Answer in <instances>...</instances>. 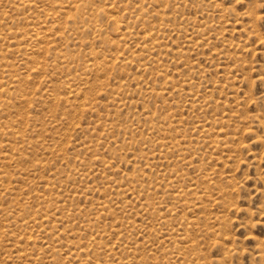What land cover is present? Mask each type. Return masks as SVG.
Returning <instances> with one entry per match:
<instances>
[{
	"label": "rangeland",
	"instance_id": "1",
	"mask_svg": "<svg viewBox=\"0 0 264 264\" xmlns=\"http://www.w3.org/2000/svg\"><path fill=\"white\" fill-rule=\"evenodd\" d=\"M0 264H264V0H0Z\"/></svg>",
	"mask_w": 264,
	"mask_h": 264
},
{
	"label": "bare ground",
	"instance_id": "2",
	"mask_svg": "<svg viewBox=\"0 0 264 264\" xmlns=\"http://www.w3.org/2000/svg\"><path fill=\"white\" fill-rule=\"evenodd\" d=\"M77 25V24H76ZM10 72V71H9ZM8 123V122H7ZM9 125V124H8Z\"/></svg>",
	"mask_w": 264,
	"mask_h": 264
}]
</instances>
